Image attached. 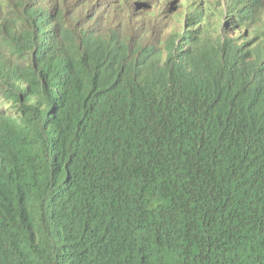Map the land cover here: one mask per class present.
<instances>
[{
  "label": "trees",
  "instance_id": "1",
  "mask_svg": "<svg viewBox=\"0 0 264 264\" xmlns=\"http://www.w3.org/2000/svg\"><path fill=\"white\" fill-rule=\"evenodd\" d=\"M0 264H264V0H0Z\"/></svg>",
  "mask_w": 264,
  "mask_h": 264
},
{
  "label": "clouds",
  "instance_id": "2",
  "mask_svg": "<svg viewBox=\"0 0 264 264\" xmlns=\"http://www.w3.org/2000/svg\"><path fill=\"white\" fill-rule=\"evenodd\" d=\"M172 23H174V22L172 21L169 24V20H166V19H161L159 21V27L163 31V35L165 37H169L175 31L174 28H173L174 27V24H172ZM161 25H162V27H161ZM165 25H166V27L164 28Z\"/></svg>",
  "mask_w": 264,
  "mask_h": 264
},
{
  "label": "rangeland",
  "instance_id": "3",
  "mask_svg": "<svg viewBox=\"0 0 264 264\" xmlns=\"http://www.w3.org/2000/svg\"><path fill=\"white\" fill-rule=\"evenodd\" d=\"M161 27H162V25H161ZM166 27V25L164 26V28Z\"/></svg>",
  "mask_w": 264,
  "mask_h": 264
}]
</instances>
